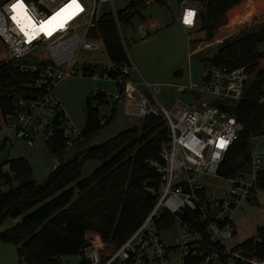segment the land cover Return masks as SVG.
<instances>
[{"label":"built area","instance_id":"built-area-1","mask_svg":"<svg viewBox=\"0 0 264 264\" xmlns=\"http://www.w3.org/2000/svg\"><path fill=\"white\" fill-rule=\"evenodd\" d=\"M71 2L22 0L23 7L20 0L0 3V40L7 56L0 64L11 63L31 74L25 84L28 92L6 111L0 129L29 147L56 139L64 140L66 148L71 146L81 131L61 108L53 88L66 77L92 76L113 84V99L123 100L129 117L161 118L168 136L161 145V162L151 163L160 176L150 189L155 197L153 208L104 262L96 252L98 246L86 249L85 257L92 264H184L187 258L199 259L200 264H264V258L248 249L226 243L236 232L233 216L237 209L243 203L256 205L258 194L264 193V135L251 134L246 170L221 173L227 152L244 129L232 110L245 97L254 75L244 66L231 69L212 63L210 55L204 57L202 86L176 85L177 92L189 100L186 105L177 102L171 115L157 99L161 86L135 84L129 79L132 68L128 64L111 61L100 66L79 58L82 52L107 54L103 40L93 33L98 34V21L105 15L100 6L112 5V0H78L80 9L64 11ZM198 14L195 2L180 0L178 24L185 31L196 28ZM113 17L116 21L117 13ZM222 42L199 41L189 56ZM258 92L256 101L262 104L264 83ZM213 101L218 102L216 106ZM7 170L4 166L3 171ZM206 179L219 180L223 187H205ZM263 212L264 207L259 210ZM172 228H178L179 234L168 246L161 233Z\"/></svg>","mask_w":264,"mask_h":264},{"label":"trees","instance_id":"trees-1","mask_svg":"<svg viewBox=\"0 0 264 264\" xmlns=\"http://www.w3.org/2000/svg\"><path fill=\"white\" fill-rule=\"evenodd\" d=\"M147 1L131 0L125 10L117 12V18H131ZM191 1L200 6L196 29L203 31L209 40L222 25L226 13L243 0ZM97 30L98 34L93 35L103 40L109 59L128 64L113 15H103ZM261 44H264V25L225 39L210 60L231 69L244 66L254 75L245 97L232 110L244 129L226 154L221 167L223 175L246 170L251 134L264 135V103L256 101L258 86L264 83V51L258 50ZM30 79V73L19 71L13 64H0L3 116L13 108L18 96L28 92L25 84ZM105 95L96 91L86 99L87 120L80 138L96 133L109 122L98 118L93 104L102 102ZM167 139L164 121L147 115L140 128H128L91 147L81 159L58 165L41 184L28 180L12 186L13 182L28 178L31 167L23 157L4 161L0 164V186L6 185L9 189L0 192V224L6 218L24 216L19 223L1 231L0 240L16 246L23 264H62L60 257L64 255H80V264H92L85 257V251L95 246L99 247L104 262L153 208L155 197L150 189L156 187L160 176L151 163L161 162V145ZM4 144L5 141L0 142V151ZM48 144L53 152L66 149L62 139ZM92 158L100 159L102 164L89 177L80 179L82 161ZM4 166L8 167L7 171H3ZM74 182L75 186L70 187ZM106 244L109 251L103 254ZM240 246L264 258V228H258ZM184 264H200V260L187 258Z\"/></svg>","mask_w":264,"mask_h":264},{"label":"rangeland","instance_id":"rangeland-1","mask_svg":"<svg viewBox=\"0 0 264 264\" xmlns=\"http://www.w3.org/2000/svg\"><path fill=\"white\" fill-rule=\"evenodd\" d=\"M131 0H112L100 6L102 14H112L123 11ZM247 4V5H246ZM198 6V4H197ZM200 6H198L199 8ZM244 8L248 14V21L242 24H231L233 15L237 9ZM251 7V9H250ZM232 9V10H231ZM225 15L222 25L217 28L212 39L206 40L203 31L192 29L185 31L177 24L180 10V0H148L135 11L129 18H118L116 27L118 35L129 61L128 66L134 67L129 70V79L135 84L146 82L150 86H161V92L157 99L161 105L173 114L177 102L184 105L188 102V96L180 94L176 85L196 83L199 87L203 84L204 57L210 55L212 58L218 46H211L189 56L191 50L199 41L207 42L216 39L223 41L232 36H240L250 29L264 25V1L243 0L232 7ZM264 51V44L259 46ZM6 49L0 40V62L6 59ZM79 58L90 64L105 66L111 60L105 52H82ZM53 91L60 102V106L73 122L75 128L82 132L87 120V98H91L95 91L105 93L102 102L93 103L97 109L99 119H108L109 122L96 133L84 136L68 146L63 151L53 152L48 143H40L36 147H29L26 143L0 129V142L6 139L3 149L0 151V164L4 161L23 157L31 167V174L28 178L15 181L16 186L28 180L37 184L43 183L50 173L61 164L72 159H81L91 147L97 146L118 133L131 128L141 127L143 119L140 117H129L125 113L123 100L116 102L113 99V84L92 76H70L57 83ZM173 121L176 119L173 117ZM4 125L3 113L0 109V128ZM102 164L97 158L82 161L80 179H85ZM204 186L219 189L223 182L215 179L204 180ZM75 182L70 185L74 187ZM9 186H0V192L6 191ZM264 207V193L260 192L256 205L243 203L233 216L236 224V232L233 237L226 241L230 247L239 246L244 241L252 238L258 228H264V212L259 210ZM24 215L17 218H6L0 224V232L11 228L19 223ZM179 229L172 228L161 233L166 245H173L178 238ZM109 246L106 244L105 254ZM99 254V247L96 249ZM62 264H80V255H64L60 257ZM0 264H23L17 254L16 246L9 242L0 240Z\"/></svg>","mask_w":264,"mask_h":264},{"label":"bare ground","instance_id":"bare-ground-1","mask_svg":"<svg viewBox=\"0 0 264 264\" xmlns=\"http://www.w3.org/2000/svg\"><path fill=\"white\" fill-rule=\"evenodd\" d=\"M248 21V14L245 12L244 8L237 9L233 15L231 24H242Z\"/></svg>","mask_w":264,"mask_h":264},{"label":"snow or ice","instance_id":"snow-or-ice-1","mask_svg":"<svg viewBox=\"0 0 264 264\" xmlns=\"http://www.w3.org/2000/svg\"><path fill=\"white\" fill-rule=\"evenodd\" d=\"M16 7H17V5H13V8H16ZM20 7H23L22 0H20ZM68 9H77V10L80 9V5L78 3V0H72L71 4H69L64 11H67ZM74 14H75L74 11L70 12L69 18L71 17V15H74ZM186 22H189V21L186 20Z\"/></svg>","mask_w":264,"mask_h":264},{"label":"water","instance_id":"water-1","mask_svg":"<svg viewBox=\"0 0 264 264\" xmlns=\"http://www.w3.org/2000/svg\"><path fill=\"white\" fill-rule=\"evenodd\" d=\"M217 103H218L217 101H213V102H212V105L216 106ZM220 120H221V119H220Z\"/></svg>","mask_w":264,"mask_h":264},{"label":"crops","instance_id":"crops-1","mask_svg":"<svg viewBox=\"0 0 264 264\" xmlns=\"http://www.w3.org/2000/svg\"><path fill=\"white\" fill-rule=\"evenodd\" d=\"M148 2V1H147ZM196 5H197V3H196ZM198 7V6H197ZM250 9H251V7H250ZM177 24H178V19H177ZM179 25V24H178ZM180 26V25H179ZM192 56H194V55H192ZM132 69L134 68V67H131Z\"/></svg>","mask_w":264,"mask_h":264}]
</instances>
